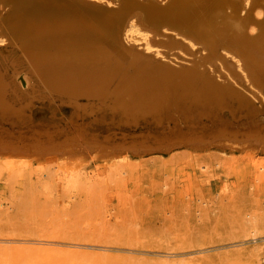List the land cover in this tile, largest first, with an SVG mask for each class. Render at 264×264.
<instances>
[{"label": "rangeland", "instance_id": "obj_1", "mask_svg": "<svg viewBox=\"0 0 264 264\" xmlns=\"http://www.w3.org/2000/svg\"><path fill=\"white\" fill-rule=\"evenodd\" d=\"M13 5L0 0L5 78L26 44L38 47ZM37 40L45 46L46 34ZM73 102L0 106V264H264V128L248 107L163 105L147 115L86 96Z\"/></svg>", "mask_w": 264, "mask_h": 264}, {"label": "bare ground", "instance_id": "obj_2", "mask_svg": "<svg viewBox=\"0 0 264 264\" xmlns=\"http://www.w3.org/2000/svg\"><path fill=\"white\" fill-rule=\"evenodd\" d=\"M48 2L51 8L42 7ZM12 3L23 19L30 20L27 39L38 47L26 44L20 58L23 64H18L19 67L14 64L8 78L0 74V106L17 103L18 110H25L39 100L72 98L73 102L78 96H86L108 102L122 114L146 109L148 115L163 105H182L188 109L194 105L212 113L237 102L240 109L248 107L247 115L264 128V116L255 113L264 112V0H12ZM5 7L0 9L2 45L6 43L1 15ZM39 19V24L32 22ZM41 34H46V44H40L39 48L37 39ZM59 65L62 70L74 66L80 69L59 72L56 71ZM81 65L88 67L83 71ZM223 134L226 136L227 130ZM192 136L191 139L195 138ZM200 136H196L197 140Z\"/></svg>", "mask_w": 264, "mask_h": 264}, {"label": "water", "instance_id": "obj_3", "mask_svg": "<svg viewBox=\"0 0 264 264\" xmlns=\"http://www.w3.org/2000/svg\"><path fill=\"white\" fill-rule=\"evenodd\" d=\"M7 41H10L9 38H7ZM1 49L3 48V46L0 47ZM21 83L23 84V81L21 80Z\"/></svg>", "mask_w": 264, "mask_h": 264}]
</instances>
